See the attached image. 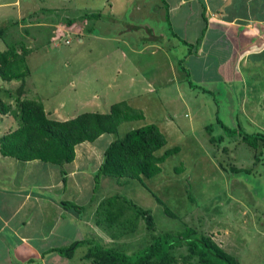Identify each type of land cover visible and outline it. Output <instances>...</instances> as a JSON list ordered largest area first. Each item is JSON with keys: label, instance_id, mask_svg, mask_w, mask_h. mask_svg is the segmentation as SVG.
<instances>
[{"label": "rangeland", "instance_id": "374dc122", "mask_svg": "<svg viewBox=\"0 0 264 264\" xmlns=\"http://www.w3.org/2000/svg\"><path fill=\"white\" fill-rule=\"evenodd\" d=\"M84 12H100L101 17L78 18ZM166 13L160 0H0V29L5 28L0 51L16 41L32 48L26 56L30 70L26 97L41 100L49 117L65 120L82 112L104 113L118 101L144 114L123 121L116 133L77 144L74 160L60 165L66 182L49 194L59 202L50 206L54 212L71 214L70 221L74 217L80 232L71 236L73 224L67 218L61 223L57 214H52L47 226L44 220L36 221L41 226L36 230H51L45 240H54L56 246H65L64 240L71 236L74 241L89 240L130 255L138 253L150 240L142 219L137 231L116 239L95 223L100 199L117 194L151 212L152 232L157 236H177L188 224L210 235L241 264H264V143L258 140L260 145L254 149L242 137L245 132L264 134V58L253 59L240 69L235 82L221 83L219 71L207 76L204 61L195 59L189 41H182L181 36L185 40L195 34L187 29L190 23L177 25L175 31ZM29 17L42 20L23 21ZM68 18L76 19L67 24ZM14 19L18 22L13 24ZM213 76L211 82L205 80ZM19 82L0 78V98L11 106V116L17 110ZM221 122L233 131L224 133ZM150 123L166 138L156 153L173 146L179 152L160 164L158 174L142 177V182L106 176L93 189L94 173L110 141ZM208 125L215 138L227 135L223 142L209 141ZM44 164L41 160L33 163L34 179H42L35 165L49 166ZM231 167L251 171L233 173ZM152 193L177 217L167 216ZM87 244L77 246L70 258L57 254L63 258L59 263L91 264L81 258ZM181 252L184 246L175 249L176 254ZM32 260V264L40 262Z\"/></svg>", "mask_w": 264, "mask_h": 264}, {"label": "trees", "instance_id": "16d2710c", "mask_svg": "<svg viewBox=\"0 0 264 264\" xmlns=\"http://www.w3.org/2000/svg\"><path fill=\"white\" fill-rule=\"evenodd\" d=\"M163 1L165 8L166 2ZM101 17L100 12H84L78 18ZM76 18H68L67 24H71ZM166 19L171 25L169 15ZM41 21L38 18L24 19L23 21ZM18 22L12 20V23ZM173 32V31H172ZM5 35V28L0 29V36ZM176 35V34H175ZM184 43L186 40L181 38ZM201 37L195 43H190L189 50L196 53ZM32 48L27 47L23 41L8 43L4 50L0 51V78L2 80H20L15 88L17 110L13 117L17 119L18 126L0 137V153L4 156L14 157L20 161L41 160L58 165L69 163L76 156L75 146L84 141H94L104 133H116L118 126L123 121L140 119L144 114L131 107L125 101H118L110 105L108 112H82L76 116L56 120L49 117L41 100L26 97L25 79L30 74L26 62V56ZM11 106L0 98V113H10ZM218 122V121H217ZM225 131L233 129L220 123ZM211 134V143H221L226 134L213 135L210 125L207 126ZM241 131V130H240ZM239 131V132H240ZM243 140L254 149L259 147L258 140L264 143V134L246 135ZM166 144V138L158 126L154 123L146 124L126 132L122 137L115 138L106 146L103 159L94 173V188L99 187L102 177L124 178L130 177L142 182V177H153L161 171L160 164L171 154L179 152L178 146L165 149L161 154L156 151ZM224 150L225 147H224ZM257 157V155L255 156ZM259 159V158H258ZM233 173L248 169L231 167ZM63 179L65 181V173ZM156 201L162 205L164 213L172 218L177 217L159 197L152 193ZM65 206L74 209L81 208L74 202L61 201ZM144 221L145 229L150 232V240L140 252L129 254L120 248L108 247L89 240L74 241L68 246L51 248L48 252H56L61 256L72 257L73 251L83 243L87 249L81 258L91 261V264H241L237 258L221 248L210 235L198 233L194 226L186 225L177 236L165 233L157 236L152 231L154 220L151 212L144 209L125 197L117 194L103 197L97 203L95 210V223L110 237L119 238L137 231L139 221ZM152 232V233H151ZM177 239V240H175ZM185 248V252L175 253L176 248Z\"/></svg>", "mask_w": 264, "mask_h": 264}, {"label": "crops", "instance_id": "0c3cea01", "mask_svg": "<svg viewBox=\"0 0 264 264\" xmlns=\"http://www.w3.org/2000/svg\"><path fill=\"white\" fill-rule=\"evenodd\" d=\"M164 2L167 4L166 9L175 31L177 25L190 23L187 29L195 34L185 40L195 43L201 37L200 45L193 56L197 57L196 60L204 61L207 76L218 70L217 76L223 80L221 83L230 84L240 78V69L245 68L249 62L264 58V0ZM213 78L214 76L205 80L211 82ZM224 98L228 105L233 106L227 101L228 98ZM15 121L10 113L0 114V137L18 126V123L14 124ZM1 123L5 125L4 129ZM10 123L15 127L9 126ZM36 161L39 160L23 162L0 153V264H32L33 258H39L40 262L37 264L62 263L65 256L62 258L58 253L48 250L64 246H56L58 243L50 238L45 240L51 230H36L41 226L35 222L44 220L47 226L48 219L53 217L52 214H57L61 223L64 219H69L70 225L74 226L71 236L80 232L74 217L70 221L71 214L66 216L65 213L54 212L50 206V203H59L55 197L51 199L49 194L64 186L66 176L64 181L63 168L50 162H44V165L49 166L41 168L35 165L34 169H40L37 172L42 179H34L32 166ZM49 174L51 176L47 178ZM53 196L57 198V194ZM47 203L48 206H44ZM71 236L65 239L63 244L68 246L73 243ZM32 238L38 240L33 241Z\"/></svg>", "mask_w": 264, "mask_h": 264}, {"label": "water", "instance_id": "95a60500", "mask_svg": "<svg viewBox=\"0 0 264 264\" xmlns=\"http://www.w3.org/2000/svg\"><path fill=\"white\" fill-rule=\"evenodd\" d=\"M77 41H78V42H82V39H81V38H77Z\"/></svg>", "mask_w": 264, "mask_h": 264}, {"label": "built area", "instance_id": "2783aa9c", "mask_svg": "<svg viewBox=\"0 0 264 264\" xmlns=\"http://www.w3.org/2000/svg\"><path fill=\"white\" fill-rule=\"evenodd\" d=\"M67 42H69V40H66Z\"/></svg>", "mask_w": 264, "mask_h": 264}]
</instances>
